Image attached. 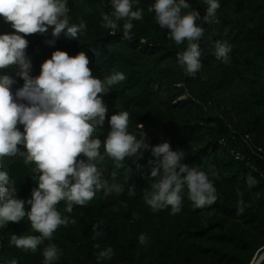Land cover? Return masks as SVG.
Instances as JSON below:
<instances>
[{
    "label": "trees",
    "instance_id": "trees-1",
    "mask_svg": "<svg viewBox=\"0 0 264 264\" xmlns=\"http://www.w3.org/2000/svg\"><path fill=\"white\" fill-rule=\"evenodd\" d=\"M153 2L139 0L142 19L133 21L131 38L124 40L123 20L115 34L101 27V14L111 11L107 0H69L71 22L83 20L85 34L77 41L61 34L51 46L44 42L52 39L50 27L43 34L26 35L30 74L38 75L41 63L55 50L69 56L83 51L92 75L101 79L124 73L123 81L98 94L107 108L98 138L103 140L107 134L110 115L127 111L129 131H142L147 144L166 141L171 150L185 153L182 162L209 173L214 170L217 177L210 175V179L217 201L196 208L184 193L178 213L168 208L153 212L143 195L149 180L155 179L148 173L160 157L145 149L141 158L126 159L118 169L106 157L101 162L105 174L115 172L122 191L105 197L99 190L85 205H73L71 213L65 211L64 201L58 202L61 215L76 222L61 225L52 234L51 242L59 249L55 264H97L96 255L105 247H111L113 255L102 264H249L254 254L264 250V155L257 151H264V0H220L218 22H202L205 32L198 42L202 67L194 76H186L176 64V55L185 45H176L167 37V29L156 25L147 11ZM189 3L203 16L202 0ZM12 31L0 18V33ZM223 41L231 45L228 63L214 55L216 43ZM8 74L16 81L10 89L14 92L23 80L13 71ZM17 128L23 131L22 125ZM18 148L24 151L22 145ZM229 148L239 151L243 160H235ZM3 166L16 183L18 197L30 198L38 175L34 163L17 154L5 157ZM248 176L256 180L251 188L246 184ZM241 199L245 208L238 214ZM29 207L25 204V211ZM94 231L100 233L95 239ZM12 233L39 234L32 231L26 216L6 222L0 227V264L13 258L17 264H42L41 249L48 240L33 252L13 246ZM141 234L147 237L144 244L138 240Z\"/></svg>",
    "mask_w": 264,
    "mask_h": 264
},
{
    "label": "clouds",
    "instance_id": "clouds-1",
    "mask_svg": "<svg viewBox=\"0 0 264 264\" xmlns=\"http://www.w3.org/2000/svg\"><path fill=\"white\" fill-rule=\"evenodd\" d=\"M107 3L111 11L101 14V27L115 34L118 22L123 20L122 37L129 40L133 21L143 16V9L137 6L139 0H107ZM202 3L206 6L203 16L189 0H154L147 9L154 15L156 25L167 29L165 33L170 40L176 45H185L176 55V64L186 76H194L202 67V51L198 47L205 32L202 22H218L220 0H202ZM70 12L69 0H0V18L15 30L0 33V70H5L0 71V227L26 216L32 231L39 234L12 233L10 243L35 252L48 240L41 249L42 264H55L59 259V249L51 242L55 230L76 222L61 215L58 202L64 201L65 211L71 213L73 205H85L99 190L105 197L122 191L121 183L116 182V173L105 174L106 168L101 162L106 157L117 169L126 159L134 158V162L141 158L145 149L152 157H160L158 165L148 173L155 179L149 180V188L143 195L144 203L153 212L168 208L172 214L178 213L184 193L196 208L210 206L218 198L210 179V175L217 177L214 170L209 173L197 165L182 162L185 153L171 150L166 141L147 144L142 131H129L127 111L110 115L107 134L103 140L98 138L107 112L102 95L98 94L107 93L123 81L124 73L113 72L101 79L92 75L89 58L83 51L69 56L65 51L55 50L41 63L38 75L30 74L32 65L25 51L28 44L25 36L43 34L50 27L52 39L45 40V44L53 45L61 34L67 40L77 41L85 34L86 24L83 20L71 22ZM230 51L227 41L217 42L214 55L228 63ZM9 71L23 80L14 92L10 89L16 81ZM17 124L23 126V131ZM136 127L142 129L143 125ZM17 154L34 163L33 172L38 173L36 187L27 200L18 197L16 183L3 166L5 157ZM81 155L83 158H78ZM255 183L254 177L246 178L248 188ZM237 195L241 193L238 191ZM25 204L30 206L27 211ZM244 208V201L238 200L237 213H242ZM98 235L94 231L93 239ZM138 240L144 244L147 237L141 234ZM112 255L111 247L100 249L97 264ZM7 264H17V260L13 258Z\"/></svg>",
    "mask_w": 264,
    "mask_h": 264
},
{
    "label": "built area",
    "instance_id": "built-area-1",
    "mask_svg": "<svg viewBox=\"0 0 264 264\" xmlns=\"http://www.w3.org/2000/svg\"><path fill=\"white\" fill-rule=\"evenodd\" d=\"M220 143L224 144L222 140H220ZM228 151H229V154H231L235 160H243V155L239 151H236L232 148H229ZM257 151L264 155V151H262L260 148H258Z\"/></svg>",
    "mask_w": 264,
    "mask_h": 264
},
{
    "label": "water",
    "instance_id": "water-1",
    "mask_svg": "<svg viewBox=\"0 0 264 264\" xmlns=\"http://www.w3.org/2000/svg\"><path fill=\"white\" fill-rule=\"evenodd\" d=\"M253 264H264V250L262 253L255 259Z\"/></svg>",
    "mask_w": 264,
    "mask_h": 264
},
{
    "label": "rangeland",
    "instance_id": "rangeland-1",
    "mask_svg": "<svg viewBox=\"0 0 264 264\" xmlns=\"http://www.w3.org/2000/svg\"><path fill=\"white\" fill-rule=\"evenodd\" d=\"M261 248L264 249V245H262ZM258 256H259V255H255V254H254V255L252 256V258H251L249 264H253V262L255 261V259H256Z\"/></svg>",
    "mask_w": 264,
    "mask_h": 264
}]
</instances>
